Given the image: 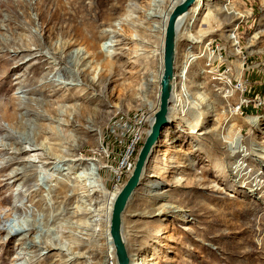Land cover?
I'll use <instances>...</instances> for the list:
<instances>
[{
	"label": "rangeland",
	"instance_id": "1",
	"mask_svg": "<svg viewBox=\"0 0 264 264\" xmlns=\"http://www.w3.org/2000/svg\"><path fill=\"white\" fill-rule=\"evenodd\" d=\"M12 2L0 9V40L22 42L27 49L0 46V55L17 52L28 61L20 70L10 69L11 84L2 87L0 105L16 107L10 98L20 91V98L41 100L44 109L33 108L46 119L36 120L34 114L24 117L43 131L40 142L68 156L69 148L77 150L75 155L88 160L89 168H103L100 173L110 191L122 188L130 175L123 167L128 160L135 162L146 137L134 150L130 147L138 135L139 121L148 119L143 126L147 132L155 107L157 62L145 64L144 57L157 50V17L167 10L169 0ZM229 3L242 19L223 24V15L216 9ZM188 14L177 35L174 74L178 82L182 80L184 112L169 110L170 121L146 164L140 186L128 201L122 220L126 246L130 253L138 252L136 264H264V247L260 249L264 243V49L243 50L264 34V6L261 0H197ZM206 27L212 35L203 43L188 42L186 32L195 37ZM233 34L242 43L236 57L232 53L237 47L232 48L227 40L228 35L234 39ZM52 54H61L62 60L53 63ZM41 55L46 62L40 60ZM79 71H84L96 91L85 87ZM19 74L23 77L15 80ZM43 77L52 81H42ZM59 78L65 85L55 87L54 79ZM19 82L24 88L14 86L8 93L12 83ZM41 83H45L46 94L26 95ZM58 111L64 116H57ZM61 119L76 126L62 130L56 122ZM7 127L0 115V140ZM1 179L0 200L6 201L12 218L24 217L29 211L24 206L42 198L34 180L22 189L32 197L24 192L17 197L16 189L21 187L8 189ZM69 184L70 188L74 185ZM59 193L57 189L52 202ZM87 194L69 197L65 204H55L44 213L35 209L46 218L50 237H64L65 245L64 252L31 249L36 252L32 262L56 255L68 258L74 246L70 234L86 239L80 229L91 224L93 239L87 244L99 256L90 259L86 255L75 264H110L100 225L104 206L96 196L86 202ZM165 205L176 209L162 213ZM38 207L50 206L42 202ZM95 220L101 222L92 223ZM248 236L255 248L250 257L244 254L249 251ZM5 240V234L0 235V264H25L16 259L20 257L16 242L7 251ZM53 259L43 264H59Z\"/></svg>",
	"mask_w": 264,
	"mask_h": 264
},
{
	"label": "bare ground",
	"instance_id": "2",
	"mask_svg": "<svg viewBox=\"0 0 264 264\" xmlns=\"http://www.w3.org/2000/svg\"><path fill=\"white\" fill-rule=\"evenodd\" d=\"M181 1L182 0H169L170 4L168 3L169 6L167 10L164 13H162L159 17H157L158 19H160L158 26L156 27L157 32L159 33L157 50H155L151 56L144 57L145 64L146 63L151 64L152 62H157V70L155 74V82H156L155 101L156 103L151 113V117L149 119V130L153 122V115L158 108L159 85H160V80H161V76L163 72V59H162L163 40H164L166 22H167V19L172 9L175 7V5H177ZM220 1H224V0H220ZM9 3L11 5L14 4L12 0H6V3H2L0 1V9L4 7L7 8ZM261 3L264 6V0H261ZM194 5L190 8V10L194 7ZM205 6H208V4H205ZM190 10H188V12ZM216 11H218L220 14L223 15V18L221 21V23L223 24L242 19V16H240V14L238 13V10L236 8L234 9L231 6V3H229L228 5L221 4L220 7L216 9ZM188 12L184 16H181L177 22L176 32H175L176 33V41H175L176 43H177V35L179 34V30L180 28L184 26L187 16L189 15ZM243 18L245 19L246 17L243 16ZM263 24H264V21H263ZM238 29L239 28H237L236 32L238 31ZM229 32L231 33L232 31H229ZM134 33H139V31L138 30L134 31ZM196 34L197 36L195 35L194 37L193 33L186 32V37H187L188 42L199 45L203 43V41L207 37H210L212 35V33L209 32L208 27H206V29L205 28L200 29L198 33ZM261 38L263 39L262 41H260ZM253 39L255 41L253 40L252 42H250L249 46L247 48L245 47L243 50H248L256 46H260L261 48L264 49V34L259 36L258 38L255 37ZM7 40L6 41L0 40V46H2L3 48L10 47L14 51H20V50L22 51L23 49L25 50L27 49V46L23 44L22 42L14 41V40L7 41ZM227 40L232 43L231 45L232 48L237 47V49L235 50L236 52L234 54L232 53V55L236 57L237 55L240 54L239 52H241L242 50L241 49L242 43L239 37H237V35H234V39H233L231 38V36L228 35ZM118 42L122 43V40ZM234 42H236V44ZM221 50L223 49L221 48L219 51ZM3 53L0 55V91L2 90V87H4L5 85H8L9 83L11 84V82L9 81L10 69H12L11 71L20 70L21 67L26 63V61H28L27 59L25 60L23 57H20L19 54H16L17 52L15 53L13 52L12 56L8 55L7 52H3ZM61 54H60V57L58 55L52 54L53 56L50 59L53 60V63L57 61L58 59L62 60ZM27 56L28 55H26L25 57ZM28 57L29 59H31L30 56ZM45 57L46 56L41 55L40 60L41 59L45 60L46 59ZM175 62H176V48H175ZM175 62H174V74H175V69H176ZM192 62L193 60L190 62L189 68L191 67ZM43 65H40L39 69L41 71L44 69ZM241 68H243V70L245 69L244 66L240 65V69ZM81 72L79 71L78 74L82 78L84 85H86L85 87H87L88 89L92 91H96L95 90L96 86L94 87L91 84H88L85 78L86 75L84 74V71L83 73ZM22 77H23V74H19L18 77H15V80H18ZM176 78L177 76L175 75L172 81L171 97H170L168 112L169 110H171V111H175L181 114L182 112H184V105H183V100L181 96V93L183 94V89L181 88L182 80L180 78V81L178 82ZM54 80L56 83H58L57 84L58 86H55V87H59L60 84L65 85V82L62 83L60 78L58 80L56 79ZM42 81H46L48 83L49 81H52V80L49 79V77H43ZM14 86H18L19 90L24 88L22 87L21 82L12 83V86L9 88L8 93L11 92V89ZM44 88H45V83H41L35 89H31L28 92H26V95L46 94L45 92L47 91H44ZM57 91H60V88L56 89V92ZM18 94H22V92L20 91L19 93H17L16 96H12L10 98L11 101L15 102L16 107L14 106L13 108L12 105H9V104L3 105V106L0 105L1 119L8 126L7 127L8 130H6L5 135L0 140V161H1L0 177H2L1 183L3 184V187L7 186L8 189H11V190H12V187L14 186H20L21 187L20 190L18 188L16 189L17 191H19L18 194L16 195L17 197L22 195L21 193L23 192L24 194H26L27 197H32V193H29L27 191H22V189L26 186L28 182L34 180L38 182L36 183V193L41 194L42 198L40 199L39 202L35 200L30 201V207L24 206L25 210L27 209L29 211H25L24 217L20 215L18 218H12L11 213L7 211L8 209L6 207V201L0 200V235L5 234L6 236V240L4 243L7 244L6 246L7 251H11L13 242H16L14 246L18 250H20L19 252L20 257H16V259L23 260L25 264H32L36 262V260L32 262L33 259L36 258L35 256L36 252L35 251L31 252L30 251L31 249L39 248V249H44L47 251H51L54 249V250H57L58 252H64L63 247L65 244L62 241L64 240V237L60 238V240L57 238L52 239L50 235L48 234V231L46 230L47 228L46 218H44V215L40 216L39 214H37V211L40 213H44L49 208H52L53 205L55 204H58V205L65 204L66 202H68V200H70L69 197L74 198L76 195H79V194L82 195V194L88 193L86 196H84V198H87L86 202H89V198L91 200L92 199L91 197L96 196L97 198H99V200L101 199L100 203H102L101 205L104 206V209H103L104 213H102L103 216L101 217L102 222L101 220H97V221L95 220L92 223L99 222V221L101 222L100 225L103 227L102 230L104 231L106 248L109 253L107 258L115 259L114 251L112 248V243H111L110 236H109V223H110V215H111L114 200L117 194L119 193V191L121 190V188H116L110 191L106 186L107 180H105L101 176V173H100L101 169L103 168L98 165H95L93 169L89 168L88 160H83L82 158H78V155H75L76 153H78L77 150H72L69 148L68 150L69 152H71V155L68 156V155L62 154V152L58 148H54L50 146L47 147L45 144H42L40 142V135L41 133H43V131H41L38 124L29 122L28 120L24 119V117H27L30 114L32 115L34 114L35 118H37L36 120L46 119V115L43 112L38 113L36 112L38 111V108L37 109L33 108V107H42L41 109H44L43 108L44 105L42 104L43 102H41V100L39 101L36 99H30L26 97L20 98L18 97ZM95 96H99V95H95ZM171 100H172V106L170 105ZM18 114H20V116H18ZM55 114L61 117L64 116L63 113L61 114V112L59 111L56 112ZM56 122L58 123L59 126H62V127H59V128H62V130L64 129L63 127L74 128L76 126L75 122L70 123L69 121L64 120V119L58 120ZM149 130L146 132V135L148 134ZM0 131H3V129L0 128ZM44 131L46 132V129ZM160 138L161 136L159 137V140ZM159 140L153 146L151 154L153 150L157 147ZM255 157H257V159L261 161L263 160V158L259 156H255ZM27 158H33L34 161H30L29 159L27 160ZM126 160H127V156H126ZM35 162L39 166H35L34 165ZM239 170H241L240 167H239ZM239 170H237V172H239ZM47 171L50 172L51 174H46ZM229 171H234V169L232 170V168H230ZM54 174H56L57 177H60V179L56 178ZM69 183H74V185L71 186L70 188ZM57 189L60 191V193L55 198L56 201L52 202L51 199H53L52 198L54 197L53 194L55 193ZM67 189L72 194L69 197L66 195L68 192ZM42 202L47 206L49 205L50 207H47V208L38 207V203H42ZM90 205L91 203H88V206ZM162 208H163L162 213H172L176 209V208H173L167 205L163 206ZM35 209L37 211H35ZM83 210L85 211V209ZM84 214H86V212ZM123 215L125 216V214ZM123 215H122V220H123ZM155 215H159V214H154V216ZM83 224H86V223L84 222ZM80 230L81 231L83 230L81 233L85 232L82 235L85 236L86 239L79 238L78 236H71L70 234L69 238L70 240L73 241L74 246L73 248H71L68 258H65L64 256H61V255H56L54 257L45 258L43 260H40V258H38V263L43 264L47 260L58 258V260L56 259L55 260L53 259V260L59 264H75L78 259H81V258L83 259L86 255L90 259L95 258V257L98 258L99 254H97L98 252L97 249L95 247H89L87 244L89 241L93 239V234H92L93 229H91V224L86 227H83V229H80ZM88 232H91V234H88ZM121 232H122L123 240L126 244V238L123 235L124 234L123 233V221H122ZM250 237L248 236L246 238V244L250 245L248 246L249 251L244 253L245 256H248V257L255 254V251H254L255 248H253L254 247L253 243L248 241L250 240ZM263 245L264 243L262 242L260 244L261 246L260 249L264 247ZM27 250L30 252H26ZM66 253L67 252H65V254ZM128 253H129V263L136 264L139 258L138 252L130 253V251L128 250ZM43 255H46V254H43ZM26 256H28V259H25ZM105 262L106 261H102L99 264H105ZM38 263L36 262V264Z\"/></svg>",
	"mask_w": 264,
	"mask_h": 264
},
{
	"label": "water",
	"instance_id": "3",
	"mask_svg": "<svg viewBox=\"0 0 264 264\" xmlns=\"http://www.w3.org/2000/svg\"><path fill=\"white\" fill-rule=\"evenodd\" d=\"M195 1L196 0H182L175 5L166 22L163 40V72L159 85L158 108L153 115V122L150 126V130L137 154L133 170L117 194L110 215L109 236L116 264H130L129 253L121 232L122 215L126 210L128 201L140 186L142 174L153 146L159 140L162 131L169 123L168 108L171 97L172 81L174 78L176 25L179 18L190 10Z\"/></svg>",
	"mask_w": 264,
	"mask_h": 264
},
{
	"label": "built area",
	"instance_id": "4",
	"mask_svg": "<svg viewBox=\"0 0 264 264\" xmlns=\"http://www.w3.org/2000/svg\"><path fill=\"white\" fill-rule=\"evenodd\" d=\"M148 122V119H141L139 121V125H138V135L135 136V139L132 143V145L130 146L133 150L134 147L140 142L142 141V137H144L146 135V129L143 128L144 125H146V123ZM133 150L131 151V153L133 152ZM134 167V162L133 161H127L126 164L123 167V171L125 173H131ZM110 264H116L114 259H110L109 261Z\"/></svg>",
	"mask_w": 264,
	"mask_h": 264
}]
</instances>
